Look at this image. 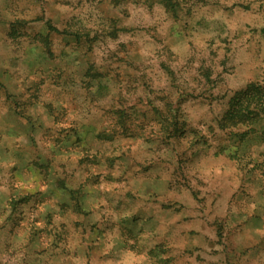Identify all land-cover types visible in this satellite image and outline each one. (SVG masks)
<instances>
[{
	"label": "clouds",
	"instance_id": "9594fccd",
	"mask_svg": "<svg viewBox=\"0 0 264 264\" xmlns=\"http://www.w3.org/2000/svg\"><path fill=\"white\" fill-rule=\"evenodd\" d=\"M261 95L264 0H0V264H264Z\"/></svg>",
	"mask_w": 264,
	"mask_h": 264
},
{
	"label": "rangeland",
	"instance_id": "374dc122",
	"mask_svg": "<svg viewBox=\"0 0 264 264\" xmlns=\"http://www.w3.org/2000/svg\"><path fill=\"white\" fill-rule=\"evenodd\" d=\"M235 103L236 102L233 101V104H235ZM245 103L247 104V107H245ZM245 103H242L240 105V108H239L238 111L230 114V118L231 119H233V120L240 119L241 118V113L243 111L249 110L252 104H256L257 107H259L262 110H264V95H261V96H258V97H250V98H248V100Z\"/></svg>",
	"mask_w": 264,
	"mask_h": 264
}]
</instances>
